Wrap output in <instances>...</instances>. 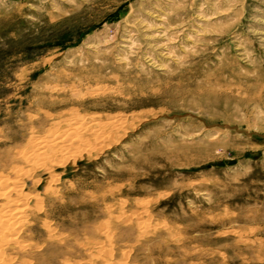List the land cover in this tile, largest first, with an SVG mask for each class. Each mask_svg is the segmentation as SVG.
<instances>
[{"label":"rangeland","instance_id":"rangeland-1","mask_svg":"<svg viewBox=\"0 0 264 264\" xmlns=\"http://www.w3.org/2000/svg\"><path fill=\"white\" fill-rule=\"evenodd\" d=\"M3 178L0 264H264V0H0Z\"/></svg>","mask_w":264,"mask_h":264},{"label":"bare ground","instance_id":"bare-ground-1","mask_svg":"<svg viewBox=\"0 0 264 264\" xmlns=\"http://www.w3.org/2000/svg\"><path fill=\"white\" fill-rule=\"evenodd\" d=\"M79 117H81V116H79ZM68 123H70V122H68ZM63 133H65L64 134L65 137L60 138V136H59L60 140H56L58 136L56 137V136H52L49 134L46 137L47 140L41 141L42 140L41 139L38 141V139H37V140L33 141L31 143V146H32L33 152L35 154L32 153L33 155H30L31 157H28L29 160L27 159V157H25V160L27 159L30 162H32V160H33V162L35 163L36 160L38 158H40L38 156L40 153L43 154V152L44 153L47 152V155H48V154L54 153V152H56V153L57 152H64L66 148L71 149L73 147H78L80 151L81 150L83 151L87 147V144H85L86 142L82 143L84 137H92V138L96 139L99 136V135H97L98 133H97V129L95 128V125L93 123H90V121H87V120H85L81 123H77V124L73 125L72 127L70 126V128H67V130ZM57 135H58V133H57ZM99 138H101V137H99ZM66 151H67V149H66ZM66 153H65V155L67 157V154L69 155V153H72V150L70 152H68L67 154ZM63 156H64V154H63ZM59 157H60V155H59ZM63 158H65V157H63ZM59 161H61V160H59ZM15 178L14 179L13 178L12 179L6 178L5 180H4V178L0 179V199L1 198L3 199L2 203L0 204V241L4 245H10V246H12L13 244H17V242H19L15 238V234H17V232H18L16 228L21 223L23 213H24V211H23L24 206L22 205L23 203H22V201H20L19 197H15L13 199H11V197H9L12 192H15V195L17 193L16 192V188H17L16 180L17 179L15 180ZM17 191H18V189H17ZM16 196H18V195H16ZM20 226H19V228H20ZM2 253L0 252V258L2 257V255H1Z\"/></svg>","mask_w":264,"mask_h":264}]
</instances>
